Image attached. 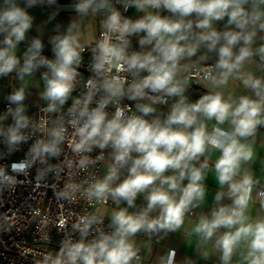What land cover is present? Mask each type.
Listing matches in <instances>:
<instances>
[{
  "label": "clouds",
  "instance_id": "clouds-1",
  "mask_svg": "<svg viewBox=\"0 0 264 264\" xmlns=\"http://www.w3.org/2000/svg\"><path fill=\"white\" fill-rule=\"evenodd\" d=\"M26 3L31 7L36 0ZM116 3H122L125 10L134 6L145 15L135 21L123 18L114 8L113 0H79L74 8L81 15L91 11L106 12L107 16L102 39L93 49L92 71L98 79L88 81L87 94L76 99L68 110L71 117L68 123L74 129L69 146L77 154L90 153L93 148L112 149L106 175L91 183L85 192L89 201L107 204L111 199L117 206L126 202L135 207L138 195L144 194L147 204L138 213H129L127 208L113 211L110 225L113 231L100 232L90 242H85V238L100 220L95 215L82 217L74 226L80 240L67 238L55 257L46 255L43 264H133L139 257L132 237L139 232H174L204 202V181L210 170L208 154L213 151L219 153L212 166L221 189L215 195L217 207L210 216L199 217L193 232L203 242L216 237L214 248L220 251L223 264H230L241 246L244 264H264V216L250 215L253 190L260 180L247 167L255 155L253 145L258 128L264 126V77L244 70L255 55L264 63V45L253 48L257 32H264V0H116ZM245 5H250V9ZM148 9H165L176 19L161 16L159 11L153 14ZM193 15L195 21L189 19ZM225 17L234 30L218 32L213 22ZM31 24L32 17L16 0H3L0 33L5 34V47L0 48V76L16 70L23 80L37 67L46 66L49 71L43 74V98L49 103L45 111L56 112L74 90L84 48L73 31L76 26L71 25L67 34L52 40L55 60L41 56L43 45L35 39L20 66L14 50ZM140 33L145 35L139 44L142 48L151 46L150 50L129 54V37ZM241 42L242 46L234 51ZM201 44L209 52L216 51L218 60L213 67L202 70L208 93L189 103L185 91L191 77L182 73L190 66L182 65L181 61L195 56ZM205 59L206 56L200 57ZM142 72L147 75L142 76ZM122 73H129L132 81ZM230 79L240 81L253 95L225 97L217 89L226 87ZM99 92L103 95L97 106L90 107ZM124 97L148 103L135 105L140 115H128L131 108L119 106ZM172 97L177 99L165 119L145 118L156 113L155 104L167 103ZM8 99L16 107H9L0 121L10 114L14 122L7 129L0 127V137L9 151H15L28 139L23 129L29 127L30 120L23 114V88ZM109 104L116 106L111 118L105 110ZM209 121H214L211 127ZM65 132L66 128L60 126L49 132L47 142L37 141L30 149L32 162L58 156ZM102 159V154L96 158ZM95 162L84 155L79 167L84 169ZM28 167L30 164L25 162L11 166L15 173L25 172ZM125 169L127 176L116 183ZM16 183L14 176L0 168V186L14 188ZM70 194L65 192L62 196L67 198ZM225 196L231 199L230 205L220 203ZM256 199L264 212V190L257 192ZM153 212L158 214L153 217ZM220 229L225 231L218 234ZM160 264H175V251L170 250Z\"/></svg>",
  "mask_w": 264,
  "mask_h": 264
},
{
  "label": "built area",
  "instance_id": "built-area-1",
  "mask_svg": "<svg viewBox=\"0 0 264 264\" xmlns=\"http://www.w3.org/2000/svg\"><path fill=\"white\" fill-rule=\"evenodd\" d=\"M113 5L124 17H130L129 13L133 9L137 10L134 6L125 10L123 4L116 3V0H113ZM0 6H3V0H0ZM27 6L25 3L24 7ZM147 11L153 14L159 11L160 15L169 12L165 9H148ZM139 14L144 16L145 12L139 11ZM103 32L104 28L99 31L98 41L102 39ZM82 47L84 48L81 53L82 61L77 69L79 75L66 103L56 112L45 111L48 106L46 104L26 114L30 125L23 129V133L28 139L21 143L17 150L9 151L3 137H0V168H3L7 175L14 176L17 181L14 188L0 186V264H43L46 255L55 257L67 238L70 237L76 242L80 240V233L74 226L85 216L95 215L100 220V223L92 226L85 242L98 238L100 232L110 234L113 231L111 224L98 212V208L105 204L95 200L89 201L85 195L89 185L95 180L102 179L104 171L107 173L108 167L104 164L106 149L93 148L90 153L77 154L69 146L74 139V129L68 123L71 118L68 110L76 99H83L87 94L88 81L97 78L92 71L95 46ZM128 52L131 54L141 51L129 45ZM181 64L190 66L188 71L183 73L191 77L189 83L203 85L205 81L202 79V70L213 67L216 62L181 61ZM122 75L126 76L129 82L133 79L129 73H122ZM102 95V92L97 93L90 107H96ZM144 101L147 100L133 101L124 97L120 100L119 106L130 107L132 111L128 112V115L133 113L140 115L135 105ZM175 102V97H172L168 98L167 103L157 104L163 109H168ZM10 106L11 104L5 105V107ZM115 107L114 104H109L105 109L109 118L114 114ZM60 126L66 128L65 139L59 145L60 154L47 156L44 162L39 159L32 162L33 157L30 151L32 146L39 140L47 142L50 139L49 132ZM101 154L103 159L96 160ZM84 155L96 162L81 169L79 161ZM21 162L29 163L30 167L22 173L13 172L12 164ZM41 173H43L42 176ZM72 186L75 188L73 189ZM259 190L264 189L259 188L257 192ZM65 192L71 194L65 198L62 196ZM109 203L108 200L107 204ZM138 257L140 259L139 254Z\"/></svg>",
  "mask_w": 264,
  "mask_h": 264
},
{
  "label": "crops",
  "instance_id": "crops-1",
  "mask_svg": "<svg viewBox=\"0 0 264 264\" xmlns=\"http://www.w3.org/2000/svg\"><path fill=\"white\" fill-rule=\"evenodd\" d=\"M16 3L20 7L25 8L32 17L31 27L26 32L24 40L19 42L14 50L16 57L20 61V66L23 65L25 53L31 47L35 39H39L43 45L41 56L48 60H55V54L50 51H53L52 40L56 36L67 34L68 28L71 25L76 26L73 31L79 35L81 46H94L86 24V15H81L77 12L62 13L41 0H36V3L31 7H24L26 0H16ZM141 17H143V15H140L138 10H133L131 18L137 20ZM193 19H197L195 15H193ZM212 26L218 32L234 30L232 26L227 24V17L220 21H214ZM193 31L198 32L199 30L193 29ZM4 39L5 34L0 33V48L5 47L3 43ZM261 45H264V32L258 31L253 48H259ZM240 46H242V42L234 48V51H238ZM201 56H206L207 59L205 60L207 61L217 62L218 60L216 51L209 52L206 45L201 44L195 56L183 61H201ZM244 70L252 72L256 77H264V63L260 61L259 55L253 56L251 61L245 64ZM48 71L49 69L42 65L37 67L31 75H26L23 80L19 78L16 70L6 76H0V116L6 115L9 108L5 107L6 104H11L10 107L15 109L16 105L11 103L8 97L21 88L25 91V99L23 101L24 115L36 108L48 104L49 101L43 98V93L45 91L43 74ZM202 86L206 87V82ZM217 90L222 91L225 97L229 94L233 95L234 98L240 95H253L250 90L243 87L240 81L234 79H230L226 87ZM176 99L177 98H175V100ZM188 102L193 103L189 99ZM142 103L148 102L144 101ZM154 107L157 111L155 114L147 117L149 120L157 117L160 118L166 110L159 104H155ZM6 121L14 122L13 117L9 114L6 116V119L0 121V127L7 129L9 126H2V123ZM207 123L209 127H211L214 121H209ZM224 127H227V125H224ZM253 147L255 155L253 160L248 163L247 167L254 177L260 180V184L253 190L254 203L250 207V215L256 218L257 216H264V212L260 210L259 201L256 199L257 190L259 188L264 189V126L258 128ZM218 156L219 153L215 151L208 154L210 170L204 181L206 188L205 200L199 207L192 210V214L186 216L185 224L180 229L174 232L161 231L155 234L139 232L131 238L134 247L138 250V254L140 255V259L134 261L133 264H160L161 259L165 257L170 250L175 251V264H223L220 251L214 248L216 237L214 236L213 239L208 242H203L201 238L193 232L194 226L199 222V217L201 215L210 216L212 209L217 207L215 195L221 189L212 166ZM111 162L112 149L106 148L104 157L105 167H108ZM170 174V172L166 173V175ZM105 175L106 171H104V176ZM126 176V169L122 170L120 179L116 181V183L121 182ZM187 182L188 181L185 180L184 184H187ZM224 191H227L226 187ZM109 201V204L101 205L98 208V212L101 217L110 224L111 213L113 211L119 208H127L129 213H138L145 208L147 204L144 194L138 195L135 201V207H129L126 202H121L120 205L117 206L111 199H109ZM231 202V199L225 196L220 203L222 205H230ZM157 214V212H153L151 215L154 217ZM224 231L225 229H220L218 234H222ZM242 250L243 246L233 255L230 264H244L240 255Z\"/></svg>",
  "mask_w": 264,
  "mask_h": 264
},
{
  "label": "rangeland",
  "instance_id": "rangeland-1",
  "mask_svg": "<svg viewBox=\"0 0 264 264\" xmlns=\"http://www.w3.org/2000/svg\"><path fill=\"white\" fill-rule=\"evenodd\" d=\"M133 10H132V12H133ZM132 12L129 13L130 17H132ZM106 16H107L106 12H98L96 14H93L92 12H89L86 15V18H87L86 19V24L88 26V30H89V33H90V38H91L94 46L98 42L99 30L103 27V22H104ZM189 19H192L193 21L195 20V19H193V16L189 17ZM92 22H93V26H92ZM143 35H145V34L144 33H140V34H137V35H132V36L129 37V40H130V45H132V47L134 49H136L138 51H145L146 52V51L150 50L151 46L146 45L143 48L141 47V45L139 44V40L143 37ZM12 124L13 123L11 121H6L5 123L4 122L2 123V126L3 125L11 126Z\"/></svg>",
  "mask_w": 264,
  "mask_h": 264
},
{
  "label": "water",
  "instance_id": "water-1",
  "mask_svg": "<svg viewBox=\"0 0 264 264\" xmlns=\"http://www.w3.org/2000/svg\"><path fill=\"white\" fill-rule=\"evenodd\" d=\"M45 3H47L49 6H51L52 8L62 12V13H68V12H76L74 10L75 8V5L77 3H74V4H58V3H50L49 0H43ZM114 6V5H113ZM246 8H249L250 9V5H245ZM114 8L117 10V8L114 6ZM122 16V15H121ZM123 18H128L132 21H135L136 19L134 18H131V17H124L122 16ZM170 18L172 19H176L175 16L171 15L169 16ZM142 76L144 75H147L146 72H142L141 73ZM183 75V73H182ZM209 91L208 88L200 85V84H193V83H189V86L188 88L186 89L185 91V95L188 97V99L191 101V102H196L199 98H201V96L207 94ZM170 109L171 108H168L165 110V112L161 115L160 119L163 120L167 117L168 113L170 112Z\"/></svg>",
  "mask_w": 264,
  "mask_h": 264
},
{
  "label": "trees",
  "instance_id": "trees-1",
  "mask_svg": "<svg viewBox=\"0 0 264 264\" xmlns=\"http://www.w3.org/2000/svg\"><path fill=\"white\" fill-rule=\"evenodd\" d=\"M55 3L58 4H74V3H79V0H55ZM172 14L170 12H166L162 14L161 16H171Z\"/></svg>",
  "mask_w": 264,
  "mask_h": 264
}]
</instances>
